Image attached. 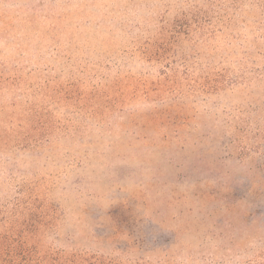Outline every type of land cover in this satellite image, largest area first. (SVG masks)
<instances>
[{
  "label": "rangeland",
  "instance_id": "obj_1",
  "mask_svg": "<svg viewBox=\"0 0 264 264\" xmlns=\"http://www.w3.org/2000/svg\"><path fill=\"white\" fill-rule=\"evenodd\" d=\"M19 198L41 253L264 264V0H0Z\"/></svg>",
  "mask_w": 264,
  "mask_h": 264
},
{
  "label": "trees",
  "instance_id": "obj_2",
  "mask_svg": "<svg viewBox=\"0 0 264 264\" xmlns=\"http://www.w3.org/2000/svg\"><path fill=\"white\" fill-rule=\"evenodd\" d=\"M27 205H31V202L27 203L23 198L13 203L0 202V264H114L113 261L106 262L104 258L96 255L67 256L50 251L41 253L39 245L31 244L25 236L26 232L38 228V220H29L31 229L25 227V222H21L27 212L32 208L38 209L39 206ZM16 217L18 218L15 223L18 224L11 225L10 221Z\"/></svg>",
  "mask_w": 264,
  "mask_h": 264
}]
</instances>
